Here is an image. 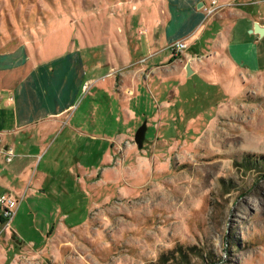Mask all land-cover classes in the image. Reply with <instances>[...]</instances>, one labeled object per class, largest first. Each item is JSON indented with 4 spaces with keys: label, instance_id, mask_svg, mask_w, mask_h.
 <instances>
[{
    "label": "rangeland",
    "instance_id": "1",
    "mask_svg": "<svg viewBox=\"0 0 264 264\" xmlns=\"http://www.w3.org/2000/svg\"><path fill=\"white\" fill-rule=\"evenodd\" d=\"M143 3L0 0V50L21 42L54 55L87 44L84 53L92 60L99 52L106 73L118 32L144 54L147 26L135 16ZM147 3L158 13L157 0ZM118 69L101 84L111 77L116 88ZM238 76L243 90L229 89L231 101L194 78L179 89L169 79L160 95L150 84L129 116H117L104 95L91 108L80 94L52 146H13L18 159L39 155L29 190L10 195L17 204L9 226L0 219V264H264V71ZM143 123V147L125 152L121 143ZM73 125L97 140H78L66 131ZM112 161L115 172L104 170L94 191L96 162Z\"/></svg>",
    "mask_w": 264,
    "mask_h": 264
},
{
    "label": "crops",
    "instance_id": "2",
    "mask_svg": "<svg viewBox=\"0 0 264 264\" xmlns=\"http://www.w3.org/2000/svg\"><path fill=\"white\" fill-rule=\"evenodd\" d=\"M143 1L142 13L135 16L147 26L143 37L144 54L136 51L137 41L135 47L127 40L129 33L123 40L125 36L121 37L119 32L114 37L113 66L119 68L116 88L111 77H107L108 84H101L100 79L113 66L103 73L100 53H91V57L96 56L89 60L88 54L84 53L87 44L54 55L21 42L0 50V195H20L27 188L29 190L33 180L32 165L39 155L22 154L18 159L15 154L8 162L2 149L52 146L65 132L61 126L74 120L72 110L80 94L91 100L88 103L91 108L95 100L100 101L104 95L114 104L117 116L121 111L129 116L134 115L131 108L139 96L137 93L143 94V89L150 84L160 95L161 89H166L165 81L172 79V87L179 89L184 82L194 78L205 89L206 86H218L215 92L223 101H231L227 94L229 89L235 88L236 93L243 90V80L238 84L235 76L264 71V34L253 31L254 23L264 26V0H216V9L211 15L204 9L209 0H157L159 10L154 15L151 12L155 3ZM176 40H184L187 47L173 55L168 46ZM193 87L198 88L199 84ZM208 92L204 93L205 98L213 96ZM160 104L162 107L168 105L164 99ZM219 113L220 107L215 108L213 119ZM66 131L80 141L97 140L92 132L77 125ZM121 144L127 152L132 151L136 143L133 138L124 139ZM121 144L118 142L116 147ZM100 163L95 164L96 170L100 168L99 175L91 182L94 191L104 184V170L115 172L113 161L106 165ZM38 169L36 172L44 174V169L42 172ZM13 174L17 177L16 182L10 178ZM34 180L39 185L45 183L41 176ZM39 189L44 192L46 187Z\"/></svg>",
    "mask_w": 264,
    "mask_h": 264
},
{
    "label": "built area",
    "instance_id": "3",
    "mask_svg": "<svg viewBox=\"0 0 264 264\" xmlns=\"http://www.w3.org/2000/svg\"><path fill=\"white\" fill-rule=\"evenodd\" d=\"M216 4V0H210V4L208 5V7L204 8L207 15H211L212 13H214ZM186 47L187 45L184 40H176L169 44L168 49L173 55H176L185 50ZM3 153L5 154L6 161H11L14 157V150L10 147H5L3 149ZM16 204L17 201L15 199H12L10 196H0V215L5 220L6 227L10 224Z\"/></svg>",
    "mask_w": 264,
    "mask_h": 264
},
{
    "label": "water",
    "instance_id": "4",
    "mask_svg": "<svg viewBox=\"0 0 264 264\" xmlns=\"http://www.w3.org/2000/svg\"><path fill=\"white\" fill-rule=\"evenodd\" d=\"M202 4V3H200ZM253 31L255 33H258L259 35L264 34V26H260L258 23H254ZM187 73L190 72L189 66H186ZM145 139V123H143L135 132L134 134V141L137 145L138 149H141L143 147V142Z\"/></svg>",
    "mask_w": 264,
    "mask_h": 264
},
{
    "label": "trees",
    "instance_id": "5",
    "mask_svg": "<svg viewBox=\"0 0 264 264\" xmlns=\"http://www.w3.org/2000/svg\"><path fill=\"white\" fill-rule=\"evenodd\" d=\"M0 219H2L1 215H0ZM3 222V220H1Z\"/></svg>",
    "mask_w": 264,
    "mask_h": 264
}]
</instances>
